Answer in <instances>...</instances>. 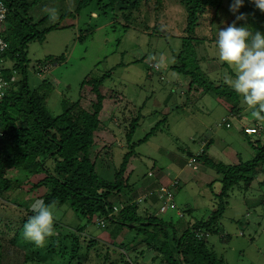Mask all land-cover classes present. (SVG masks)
<instances>
[{
	"label": "rangeland",
	"instance_id": "374dc122",
	"mask_svg": "<svg viewBox=\"0 0 264 264\" xmlns=\"http://www.w3.org/2000/svg\"><path fill=\"white\" fill-rule=\"evenodd\" d=\"M79 1L39 0L30 8L28 15L33 21L47 16L48 20L43 26H48L59 21L62 13L72 12ZM153 1H144L140 12L136 14L137 24H129L126 29L120 25L123 21L112 27L111 14H101L97 9V0L75 18H63L59 26L64 27L51 30L44 41L27 43L28 78L30 87H36L39 92L44 93L46 87L50 88L45 104L51 114L59 115L66 103L75 102L80 97V84L85 77H100L104 72L114 69L105 87L119 93L121 101L117 104L106 101V108L101 115L105 130L91 151V155L96 158V172L103 179L114 178V171L127 150L126 132L131 119L139 117L133 142L142 139L158 125L146 142L136 146V155L130 160L125 173H131L129 196L138 202L139 216L144 217V210H148L163 219L169 228L172 225L180 234L188 222L191 224L208 218L213 203L212 191L218 192L220 189L218 181L211 188L206 186L219 176L215 170L195 160L193 155L202 151L204 141L212 140L207 154L215 161L236 164L238 158L250 160L254 153L240 130L245 126L249 134L257 131L253 126L256 118L248 106L242 117L237 118L229 112V104L223 98L201 94L194 89L188 92L190 78L169 69L175 63L174 55L180 50L179 37L185 25L184 9L178 0H164L163 10L154 17ZM218 17L225 21L224 14ZM144 20L151 27L148 30L140 26ZM216 23L212 25L209 17L202 19L195 29L196 36L210 38L225 27L222 23L216 26ZM158 24L163 26L161 30L166 32L165 35L153 32L154 26ZM80 32L87 35L83 40L78 39ZM197 54L199 58H204L201 67L209 79L223 80L230 85L234 70L228 66L233 74L230 73L224 63L219 61L213 42L201 44ZM62 55L63 60L43 67L41 72H35L33 66L38 60ZM142 57L143 60L136 61ZM4 65L10 68L12 62L7 60ZM157 65L160 67L158 70ZM43 78L48 79L47 86L41 84ZM224 119L230 123L229 128L224 126ZM191 158L193 162L189 163ZM10 176L22 178L23 174L10 171ZM173 177L178 179L180 188L173 195L174 202L162 211L166 199L158 198V189L169 185ZM171 189L173 193L175 188ZM45 191L40 188L32 194H26L19 189L12 200L17 198L24 209L26 206L31 209ZM122 199L126 201L127 196ZM115 202H119L118 199ZM226 202V209L218 220L222 231L205 236L207 247L222 257L225 264H264V171L255 176L247 190L235 186ZM51 208L54 212L55 235L68 234L76 226L84 224V231L78 235L81 244L86 243L83 239L87 240V237L107 244L122 241L126 245L122 249L126 254L131 257L138 255L135 263L165 264L157 251L147 248L142 241L143 236H136L134 229L115 227L112 223L101 227L96 222V216L91 221L81 219L68 204L51 205ZM6 213L10 215V212ZM5 215L0 211V231H3L0 232V264L65 263L59 255L49 254L45 248L53 236L47 239L43 247H37L23 234L14 239V229L21 228L23 232V224L19 223V216L10 224ZM69 242L66 240L68 246ZM99 250L98 246L89 251L82 248L83 255L89 254L83 264H101L97 256ZM141 250L143 257L138 254ZM26 252L35 253L34 261L25 260Z\"/></svg>",
	"mask_w": 264,
	"mask_h": 264
},
{
	"label": "trees",
	"instance_id": "16d2710c",
	"mask_svg": "<svg viewBox=\"0 0 264 264\" xmlns=\"http://www.w3.org/2000/svg\"><path fill=\"white\" fill-rule=\"evenodd\" d=\"M1 1L7 7L1 32L7 43V48L2 54L3 75L11 83L0 106V211L6 214L5 218L10 221L9 223L12 224L16 220L15 217L19 216V223L24 225L34 214L28 206L24 209L17 198L12 200L17 190L22 189L26 194H32L34 190L42 188L46 189L41 196L46 205L68 204L81 219L91 221L95 216L104 218L105 224L100 225L101 227L112 223L115 227L127 226L131 230L134 229L136 236H143L142 241L147 248L157 251L165 264H225L222 257H218L207 247L205 236L219 234L222 231L218 220L226 209V199L230 191L235 186L247 190L255 176L264 171V122L253 120V126L257 131L250 134L245 130V126L240 130L254 153L250 160L242 161L238 158L236 164L215 161L207 154L212 140L204 141L202 151L193 155L195 160H200L203 165L215 170L219 176L206 186L211 188L218 181L220 189L218 192L212 191L213 203L210 205L212 208L208 218L191 224L188 222L178 234L172 225H169V228L163 219L152 215L148 210H144L145 218L139 216L138 202L129 196L131 173L125 175L130 160L136 155V146L146 142L158 129V125L142 139L133 142L139 117L131 119L126 132L127 150L114 171V178L106 180L96 172V158L91 155V151L105 130L101 115L106 108V101L112 104L121 101L119 93L105 87V82L111 79L114 69L104 72L100 77H85L80 84V97L75 102L66 103L59 115L51 114L45 104L50 88L46 87L42 93L36 87H30L29 59L25 49L27 43L44 41L46 34L51 30L64 27L59 26L63 18L69 16L75 18L94 0H80L72 12L62 13L59 21L48 26H43L48 20L47 16L33 21L28 15L30 8L39 0ZM144 1L146 0H97V9L105 16L111 14L109 17L112 27L123 21L124 23L120 25L126 29L129 24H137L136 14L140 12ZM178 2L185 12V25L179 37L180 50L174 55L175 63L171 64L169 69L190 78L189 93L194 89L201 94L223 98L229 104V112L241 118L247 108L243 98L226 81L209 79L201 67L204 58H199L197 54V48L205 41L215 44L217 33L210 38L198 37L195 29L202 19L209 17L212 25L217 22L216 26L218 23L227 26L235 22L236 26H245L251 32L264 33V12L257 9L251 0H244L243 7L235 15L229 11L232 0H178ZM153 5L156 17L159 15L158 12L163 10L164 0H154ZM241 13L244 19L238 21L236 17ZM220 14L225 15V21L218 17ZM158 25L154 26L153 32L165 35L166 32L161 30L163 26ZM140 26L147 30L151 28L145 20ZM86 36L80 32L78 39L83 40ZM63 59L64 55L58 58L47 57L38 60L33 68L35 72H41L43 67L51 66ZM143 59L144 57L136 61ZM7 60L12 62L10 68L4 65ZM223 65L232 73L227 64ZM159 68L157 65V70ZM12 77L15 78L13 82ZM47 83V78L41 79V84L47 86ZM223 122L226 128L230 127L227 120L224 119ZM10 171H18L23 177H8ZM171 180L177 181L174 195L180 184L176 177ZM123 196H127L126 201L121 200ZM116 199L119 202L114 203ZM115 206L118 207L117 211H114ZM6 212H10V215ZM84 229L83 224L76 226L68 234L54 235L51 243L45 247L47 252L59 255L60 259L65 261L64 264H83V260L87 259L89 254L83 255L82 248L85 247L89 251L98 246L100 250L97 256L101 259V264L135 263L138 255L131 257L126 254L122 250L126 247L122 241L107 244L87 237V240L83 239L86 243L81 244L78 235H81ZM22 234L21 228L14 229V239L20 238ZM66 240L70 241L69 246ZM138 254L141 257L144 255L142 250ZM24 257L27 262L34 261L35 253L26 252Z\"/></svg>",
	"mask_w": 264,
	"mask_h": 264
},
{
	"label": "clouds",
	"instance_id": "9594fccd",
	"mask_svg": "<svg viewBox=\"0 0 264 264\" xmlns=\"http://www.w3.org/2000/svg\"><path fill=\"white\" fill-rule=\"evenodd\" d=\"M251 2L264 12V0ZM243 5L244 0H232L229 11L235 15ZM236 19L243 20L244 15L241 13ZM215 47L219 61L234 70V79L229 81L231 87L253 110L252 116L264 122V33L251 32L234 22L219 29ZM41 196L31 206L34 214L23 225L24 238L37 247H43L55 235L54 212Z\"/></svg>",
	"mask_w": 264,
	"mask_h": 264
},
{
	"label": "built area",
	"instance_id": "2783aa9c",
	"mask_svg": "<svg viewBox=\"0 0 264 264\" xmlns=\"http://www.w3.org/2000/svg\"><path fill=\"white\" fill-rule=\"evenodd\" d=\"M7 14V7L5 5V3L3 1L0 0V106H1V101L3 100V98L6 95L7 89L9 88L10 85V81L6 80L4 75H3V65H2V54L5 51V49L7 48V43L5 42V40L2 38L1 36V32L3 30V25H4V21H5V17ZM15 80V78H11V81L13 82ZM189 163L193 162V159H189L188 161ZM176 180L171 181L169 185L166 186H160V188L158 189V198L163 200L164 198L166 199V203L162 206V211H165L168 204L169 203H173V193H172V189L173 187H175L176 185ZM121 208V206H119ZM118 207L115 206L114 207V211H117ZM111 214L109 213L108 216H110ZM101 226H104L105 222H104V218H98L97 221ZM135 264H142V263H135Z\"/></svg>",
	"mask_w": 264,
	"mask_h": 264
}]
</instances>
